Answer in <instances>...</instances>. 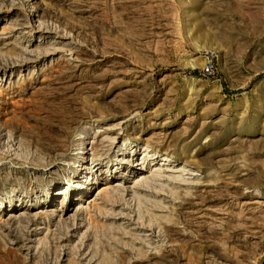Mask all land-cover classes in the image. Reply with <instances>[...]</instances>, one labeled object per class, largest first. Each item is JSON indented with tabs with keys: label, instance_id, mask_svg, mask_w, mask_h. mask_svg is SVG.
Returning <instances> with one entry per match:
<instances>
[{
	"label": "rangeland",
	"instance_id": "rangeland-1",
	"mask_svg": "<svg viewBox=\"0 0 264 264\" xmlns=\"http://www.w3.org/2000/svg\"><path fill=\"white\" fill-rule=\"evenodd\" d=\"M0 264H264V0H0Z\"/></svg>",
	"mask_w": 264,
	"mask_h": 264
},
{
	"label": "bare ground",
	"instance_id": "bare-ground-1",
	"mask_svg": "<svg viewBox=\"0 0 264 264\" xmlns=\"http://www.w3.org/2000/svg\"><path fill=\"white\" fill-rule=\"evenodd\" d=\"M65 115H63L62 119L58 120L57 123L61 124V125H69L72 124V121L69 120L67 118V112H64ZM63 113V114H64ZM71 122V123H70ZM49 131H52V135L50 137V141H51V148H58L60 146H63V143L65 142V140L63 141L62 138L64 137V139H67L68 137V130L64 127H59L57 125H51L49 126ZM62 142V145L60 144Z\"/></svg>",
	"mask_w": 264,
	"mask_h": 264
},
{
	"label": "built area",
	"instance_id": "built-area-1",
	"mask_svg": "<svg viewBox=\"0 0 264 264\" xmlns=\"http://www.w3.org/2000/svg\"><path fill=\"white\" fill-rule=\"evenodd\" d=\"M205 63L201 69V76L210 77L215 73V66L218 61V54L214 51H205Z\"/></svg>",
	"mask_w": 264,
	"mask_h": 264
}]
</instances>
